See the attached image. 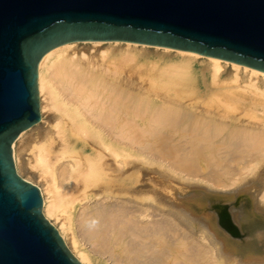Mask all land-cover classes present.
Segmentation results:
<instances>
[{"label": "bare ground", "instance_id": "6f19581e", "mask_svg": "<svg viewBox=\"0 0 264 264\" xmlns=\"http://www.w3.org/2000/svg\"><path fill=\"white\" fill-rule=\"evenodd\" d=\"M36 86L14 168L78 264H264V73L84 42L48 52Z\"/></svg>", "mask_w": 264, "mask_h": 264}, {"label": "water", "instance_id": "95a60500", "mask_svg": "<svg viewBox=\"0 0 264 264\" xmlns=\"http://www.w3.org/2000/svg\"><path fill=\"white\" fill-rule=\"evenodd\" d=\"M119 42L264 73V0H0V264H78L43 218L12 145L39 122L37 65L56 47Z\"/></svg>", "mask_w": 264, "mask_h": 264}, {"label": "rangeland", "instance_id": "374dc122", "mask_svg": "<svg viewBox=\"0 0 264 264\" xmlns=\"http://www.w3.org/2000/svg\"><path fill=\"white\" fill-rule=\"evenodd\" d=\"M199 62H200V60H199ZM42 117H44L43 112H42ZM41 198H42V196H41ZM213 209H214V206L210 207V210L214 211ZM49 223L52 225V227L57 228V223H55L53 219H49ZM232 238H233L235 243H239L242 241L239 239V236H232Z\"/></svg>", "mask_w": 264, "mask_h": 264}]
</instances>
